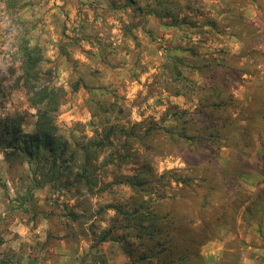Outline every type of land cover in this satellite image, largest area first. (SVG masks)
<instances>
[{
	"label": "rangeland",
	"instance_id": "obj_1",
	"mask_svg": "<svg viewBox=\"0 0 264 264\" xmlns=\"http://www.w3.org/2000/svg\"><path fill=\"white\" fill-rule=\"evenodd\" d=\"M133 1L0 0V264H156L153 244L127 220L135 210L172 229L174 258L186 256L177 264H264V0ZM24 45L41 55L37 86L61 96L55 125L75 161L57 178L48 161L11 148L1 123L19 116L24 133L34 130ZM214 62L236 110L225 115L230 135L212 164L193 166L198 157L184 153L187 164L161 131L152 151L119 132L93 147L110 127L177 132L201 119L213 95L200 87ZM236 68L243 73L231 81ZM241 148L250 172L237 177L232 156ZM85 151L95 153L91 191L74 178ZM167 172L189 180L156 181ZM126 177L146 184L132 189L119 183Z\"/></svg>",
	"mask_w": 264,
	"mask_h": 264
},
{
	"label": "trees",
	"instance_id": "obj_2",
	"mask_svg": "<svg viewBox=\"0 0 264 264\" xmlns=\"http://www.w3.org/2000/svg\"><path fill=\"white\" fill-rule=\"evenodd\" d=\"M130 4H134L133 0H128ZM169 12L166 13L168 15ZM173 20L176 18L172 16ZM174 24V22H173ZM192 53V50H190ZM23 60L21 64L22 70V87L25 89L28 102L31 107L36 110L35 113V123L34 130L32 134H26L22 130L23 119L22 117H6L1 123L3 129L10 135L13 141L9 140L11 148L18 151L28 158H43L48 161L49 171L53 172V175L57 176L63 174L67 171V167L74 163L75 156L73 151L69 150V144L57 133V128L55 125V118L58 108L61 103V96L58 89L54 86H43L38 87V74L36 68L41 60L40 52L35 48H28V46L22 47ZM180 61V60H178ZM175 67L174 65L172 68ZM211 75L208 77V83L206 85H201L200 91L205 89H212L211 94L213 98L210 104H203L202 108L198 111L201 119H195L193 123L189 124V127L183 128L177 132H172L169 129L163 127H156L155 125H150L145 128L144 132L136 133L134 129L131 128L130 131L126 132L124 129L115 127H110L104 138L98 142H92L94 148H99L104 144V141L108 142L109 137L114 135V133L119 132L125 138V143L129 138L136 140L137 143L142 145L144 149L152 151V142L155 137L153 135L158 131L163 132L162 136L166 137L167 140L174 143L175 151H179V157L190 164V159L184 154L193 155L198 157V160L193 161V166H199L201 163H213V159L216 158L217 152L221 148L222 144L229 138L230 133L225 128V121L228 120L225 117L226 113L233 112L236 110L233 106V99L231 97L226 98L227 84L226 80L223 78V72L225 68L222 64L212 63L209 67ZM232 71V79L236 80L243 73V68H236ZM218 77H216L217 75ZM203 72H201V77ZM180 79V72H176L175 80ZM203 79V77H202ZM206 83V79L203 80ZM77 85L73 86V89H77ZM173 95H182V92L178 89L175 90ZM209 112H206L205 110ZM256 119V117L254 118ZM201 120V123H197ZM203 120L205 122H203ZM248 128L250 125L244 127V135L250 139V134H248ZM222 129V130H221ZM221 130V131H220ZM248 139V140H249ZM148 141V143H146ZM209 154L208 158L203 157V155ZM6 155H10L7 153ZM84 159L79 166L78 172L75 174V180L77 182H83L87 190L91 191L93 184H91V178L93 170L90 169L89 161L91 158H95V153L90 155L87 151L84 152ZM249 149L241 148L233 156V164L240 165L236 170V176H242L247 174L248 170H244L243 164L248 162ZM189 180L183 176L177 174L172 175L170 172L165 173L157 182L166 183L168 181H173L175 183L185 182ZM129 186L132 189L140 190L146 184L144 180H137L135 177H126L119 182ZM222 186H228L231 188L234 183L230 179H225L221 177L220 181ZM227 190V189H226ZM264 196V194H263ZM208 199L204 198V201ZM257 202H261L262 199L257 198ZM108 208L113 209L118 214H123L127 217L125 212H122L119 207L108 206ZM130 218L128 221H135L137 223V237L145 238L147 241L151 242L154 246L153 255L156 259V264H177L179 261H184L185 255L177 257L175 259L173 250L175 249L176 242L173 241L171 230L167 226H161L159 223L162 218H157L152 212L147 211L146 213H140L139 210L128 214ZM72 216V215H71ZM75 219L76 216H73ZM169 219L174 222L173 217ZM168 220H166L167 222ZM110 232H104L99 240V242H106ZM175 242V243H174ZM178 253V252H176Z\"/></svg>",
	"mask_w": 264,
	"mask_h": 264
}]
</instances>
